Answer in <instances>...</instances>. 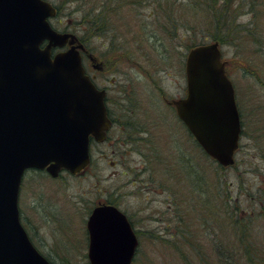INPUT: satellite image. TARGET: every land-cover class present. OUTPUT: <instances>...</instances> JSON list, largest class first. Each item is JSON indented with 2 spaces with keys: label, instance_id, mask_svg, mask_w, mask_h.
<instances>
[{
  "label": "rangeland",
  "instance_id": "obj_1",
  "mask_svg": "<svg viewBox=\"0 0 264 264\" xmlns=\"http://www.w3.org/2000/svg\"><path fill=\"white\" fill-rule=\"evenodd\" d=\"M46 1L58 11L56 18L50 20L51 25L75 35L77 44L82 46L79 52L95 55L110 65V70L100 73L96 81L99 87L107 89L111 105L119 99V105L141 106L145 110L149 107L148 112L161 126L160 131L176 129L173 124L162 126L164 117L160 111H165L172 100L185 96L188 51L192 46L214 42L183 36L186 34L184 25L201 22L188 15V11H184V15L181 11L178 13L177 3L189 1L193 5L195 0H86L89 7H94V12L101 10L108 18L107 31L95 36L81 32L82 26L78 24L81 3ZM239 5L235 4V10L225 20V43L218 42L242 117L243 132L235 164L222 168L195 143L189 145L178 140L177 148L173 139L172 153L179 158L175 165L181 171L171 180L172 185L177 183L178 193L168 179L159 181L154 175L156 198L143 201L145 195L141 194V199L132 195L122 199L121 204L129 213L137 210L145 213V228L150 231L140 241L133 264H184L183 257H187L190 264H197L194 251L188 250L191 247L185 242L186 239L194 242V234L201 237L203 250L213 262L216 254L209 239L217 231L210 235V228H219V237L224 242L221 248L227 241L225 219L221 215L226 188L231 190L228 195H233L237 204V229L251 235L256 249H263L260 251L264 255V0H250V5L246 2L237 7ZM175 16L174 21L169 19ZM201 27L204 33L211 31L208 23ZM112 59L116 62L111 65ZM90 64L87 59V65ZM164 148L168 149L165 141ZM158 169L160 178H164V167L158 166ZM121 170L120 166L114 168L117 175L113 179L105 164L94 165L81 178L52 179L46 173L25 171L18 199L20 221L36 248L52 264H89L86 221L100 194L94 174L101 175V185L106 187L122 181ZM169 189L175 195L178 224H153L151 214L159 216L166 208L164 191ZM214 212L218 222H211ZM237 243L232 245L238 247Z\"/></svg>",
  "mask_w": 264,
  "mask_h": 264
},
{
  "label": "water",
  "instance_id": "obj_2",
  "mask_svg": "<svg viewBox=\"0 0 264 264\" xmlns=\"http://www.w3.org/2000/svg\"><path fill=\"white\" fill-rule=\"evenodd\" d=\"M55 14L44 0H0V264H50L20 223L22 175L28 168L53 177L61 168L79 172L89 134L104 124V91L84 74L75 35L50 26ZM185 75L187 94L173 101L177 115L205 154L232 165L240 121L218 43L190 49ZM86 228L89 264H131L137 240L119 210L94 208Z\"/></svg>",
  "mask_w": 264,
  "mask_h": 264
},
{
  "label": "flooded vegetation",
  "instance_id": "obj_3",
  "mask_svg": "<svg viewBox=\"0 0 264 264\" xmlns=\"http://www.w3.org/2000/svg\"><path fill=\"white\" fill-rule=\"evenodd\" d=\"M94 56H89L86 52L81 53L85 73L97 88L105 90L104 117L107 124L104 128H101L98 134L100 140H97L94 135H89V162L85 168L76 175L61 170L55 179L61 177L81 178L94 165L100 166L102 164L107 165L110 171V179H113L117 175L114 172V168L116 166L122 167V181L118 184L110 183L106 187H102L101 175L95 172L96 190L100 194L95 198H98L97 204L92 207L88 217L97 206L108 205L115 207L124 214L137 241L140 242L144 238V234L150 233L145 228V213L142 214L141 210L133 211V214L129 213L122 206V199L130 195L136 199H141V194L145 195L143 201L149 198H156V178L154 175H157L159 181L165 178L168 179L171 184L170 186L177 191V183L174 182L172 185L171 179L174 175H178L181 170H178L175 165L180 160L177 161L179 158L175 157L172 153L173 139L175 140V146L177 148L179 146L177 144L178 140L186 141L189 145L190 143L193 144L195 140L186 124L177 115L176 106L173 104V101L177 99L168 103L169 106H166L165 111H160L164 117L162 126L173 124L176 129L170 127L165 128L163 131L159 130L161 126L157 124L155 117L148 112L149 107L145 110L141 106L119 105V99L113 102L115 103L114 105H111L107 89L99 87L96 81L100 73H107L110 70V65H108L107 61L105 62L99 57ZM91 58H93V61H91ZM87 59L91 61L89 66L87 65ZM97 62H100V65ZM89 70L95 74H91ZM237 107L242 125L240 106L237 105ZM164 141L168 149L164 148ZM159 142L161 143L160 147L158 145ZM188 150L187 146L186 151L188 152ZM159 159L163 160L158 162ZM164 162L167 164L166 167ZM157 164H159L158 166L164 167V178H160L161 176L158 173L161 171L158 169ZM41 172L46 173L48 176L45 170ZM164 192L166 193L164 199L166 208L161 210L159 216L152 213L151 219L153 220V224L161 223L166 226H173L178 224L179 219L175 195L171 189ZM159 220L161 222H158ZM31 239L34 241L32 237ZM138 250L139 246L136 249V254Z\"/></svg>",
  "mask_w": 264,
  "mask_h": 264
},
{
  "label": "trees",
  "instance_id": "obj_4",
  "mask_svg": "<svg viewBox=\"0 0 264 264\" xmlns=\"http://www.w3.org/2000/svg\"><path fill=\"white\" fill-rule=\"evenodd\" d=\"M70 2L81 3L83 5L80 12L81 16L78 21V24L82 26V34L95 36L102 35L107 31L105 28L108 26V18L101 13V10L99 12H94V7H89V2L86 0H71ZM246 2L247 5H250V0H195L193 5H191L189 1L186 3L179 1L176 8L178 13L181 11V14L184 15V11L185 13L188 11V15H192L193 19H197L196 21L201 22L195 25H184L183 27L186 29V34L183 36L195 38L198 41H206L210 39L219 43H225L226 33L223 29L224 24L226 23L225 20L229 17L231 12L235 10V4L238 3L240 5L237 7H242V4ZM189 5L192 7L189 8ZM169 19L174 21L176 16ZM206 23L209 24L211 29L208 33L201 31V26L204 28ZM193 45L196 44L193 43ZM226 189L227 190L222 198L224 209L221 212V215L223 214L222 216H224L225 219V232L227 235V241L224 244V247L221 248V244L224 242L219 237V228L215 229L212 227L210 228V235L217 231L215 235L212 234V239H209L210 247L216 254L214 255L215 260L213 262L209 260L206 256L205 250H203L204 247L202 245L201 237L198 238L195 234L194 242L188 239L185 241L191 247L188 250L194 251V258L197 264H264V255H262L263 251H260L263 249H256L255 242L250 238L251 235L249 236L247 233H243V231L241 232L240 229H237L239 224L237 223L235 225V222H237V216H239L237 204L235 203L233 195H228L231 190L229 188ZM216 197L219 196L215 195V198ZM211 198L214 199V195L211 194ZM216 218L217 215L214 212L211 222H218ZM202 225L199 224L198 226L201 227ZM221 230H223L222 226ZM231 239L232 241L229 243ZM236 239L238 240V243ZM198 242L199 245H195V243ZM236 243L238 244V247L232 245ZM182 261L184 264H190L187 257H183Z\"/></svg>",
  "mask_w": 264,
  "mask_h": 264
}]
</instances>
